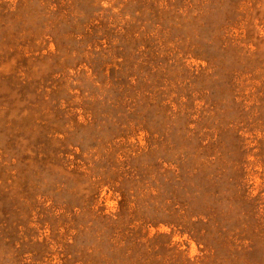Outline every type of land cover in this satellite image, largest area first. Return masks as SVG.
Here are the masks:
<instances>
[{
  "label": "rangeland",
  "instance_id": "374dc122",
  "mask_svg": "<svg viewBox=\"0 0 264 264\" xmlns=\"http://www.w3.org/2000/svg\"><path fill=\"white\" fill-rule=\"evenodd\" d=\"M0 264H264V0H0Z\"/></svg>",
  "mask_w": 264,
  "mask_h": 264
}]
</instances>
